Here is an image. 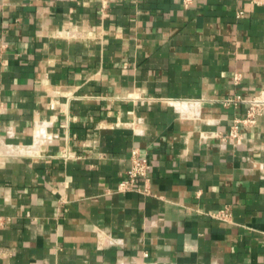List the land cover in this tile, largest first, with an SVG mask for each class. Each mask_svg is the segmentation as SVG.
<instances>
[{
    "label": "crops",
    "instance_id": "1",
    "mask_svg": "<svg viewBox=\"0 0 264 264\" xmlns=\"http://www.w3.org/2000/svg\"><path fill=\"white\" fill-rule=\"evenodd\" d=\"M0 46V264H264V107L221 104L264 96V4L0 0Z\"/></svg>",
    "mask_w": 264,
    "mask_h": 264
},
{
    "label": "built area",
    "instance_id": "2",
    "mask_svg": "<svg viewBox=\"0 0 264 264\" xmlns=\"http://www.w3.org/2000/svg\"><path fill=\"white\" fill-rule=\"evenodd\" d=\"M110 0H101L103 8H105ZM183 7L188 8L192 5L194 0H179ZM250 3L256 6L264 4V0H250ZM242 16V12L236 14L237 18ZM4 46H0V58L3 53ZM234 83H239L240 75L235 74L233 76ZM245 103L247 105L246 117L242 120H234L230 131L227 135L228 138H236L238 125H243L250 127L255 123V117L257 116L259 110L264 107V96L259 98L245 99L240 95H234L232 97L223 99L221 104L226 107L232 104ZM65 156V155H64ZM67 157V156H66ZM148 171L149 164L146 158L141 155L140 150L137 147H134L130 151V167L126 171L123 179L118 183L117 190L119 192L135 191L144 195H149V189L146 187L148 182ZM137 181L144 182V189L139 190L135 188ZM214 217L219 220H228L230 217L229 209L226 207L221 209L214 214Z\"/></svg>",
    "mask_w": 264,
    "mask_h": 264
}]
</instances>
